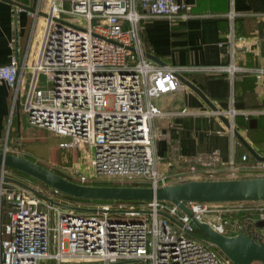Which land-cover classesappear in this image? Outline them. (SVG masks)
I'll return each instance as SVG.
<instances>
[{
  "label": "built area",
  "instance_id": "2783aa9c",
  "mask_svg": "<svg viewBox=\"0 0 264 264\" xmlns=\"http://www.w3.org/2000/svg\"><path fill=\"white\" fill-rule=\"evenodd\" d=\"M147 14L189 16L180 0H51L30 79L25 72L29 64L20 65L16 55L0 65V80L14 89L13 103L24 94L30 125L67 137L62 145L92 148L90 174L76 172L82 182L99 174L158 187L188 178L212 179L219 171L212 166L218 159L214 155L212 160L160 168L152 122L163 111L152 98L181 88V70L233 75L243 67L233 58L229 63L193 66L156 62L147 55L141 31ZM235 15L231 11L232 38ZM225 113L232 123L238 114H250L234 106ZM231 131L234 134L233 124ZM226 168L232 174L238 171L233 159ZM245 168L264 175V160ZM13 171L0 165V264H236L193 234L198 231L194 218L227 235L245 230L255 240H264V226L258 224L264 219V200L185 201L191 214L165 199L139 204L107 201L81 212L59 197L60 190L14 177ZM244 208L253 214L245 220L231 217Z\"/></svg>",
  "mask_w": 264,
  "mask_h": 264
},
{
  "label": "crops",
  "instance_id": "0c3cea01",
  "mask_svg": "<svg viewBox=\"0 0 264 264\" xmlns=\"http://www.w3.org/2000/svg\"><path fill=\"white\" fill-rule=\"evenodd\" d=\"M180 1L187 5L186 18L147 14L141 20L146 50L159 58L152 59L158 63L193 66L229 63L233 58L243 68L233 75L226 71L184 69L179 72L181 88L152 98L163 111L152 122L160 168L165 170L169 165L199 159L212 160L214 155L218 159L212 166L219 169L214 178L262 174L245 168L259 159L232 133L223 115L228 117L225 112L232 106L249 111L248 118L240 113L230 123L264 155V72L260 71L264 68V0ZM50 7L51 0H0V65L9 63L16 55L20 65L29 64L26 80L30 79V68L40 54ZM231 11L237 17L234 25H239L233 38ZM182 78L197 86L224 114H215L214 107ZM13 90L0 80V151L35 157L32 148L22 144L35 139L31 129L38 131L39 127L28 123L21 99L13 103ZM184 108L188 111L183 112ZM245 154L247 159H243ZM231 159L238 168L236 174L226 168ZM77 170L84 168L79 166ZM4 220L8 216L4 215Z\"/></svg>",
  "mask_w": 264,
  "mask_h": 264
},
{
  "label": "water",
  "instance_id": "95a60500",
  "mask_svg": "<svg viewBox=\"0 0 264 264\" xmlns=\"http://www.w3.org/2000/svg\"><path fill=\"white\" fill-rule=\"evenodd\" d=\"M150 58H159L147 52ZM180 77V76H179ZM186 83L197 90L213 107L206 95L186 78ZM227 124L228 117L223 115ZM234 133L247 146L250 152L259 160H264L255 148L234 128ZM0 165L9 166L36 177L49 186L64 193L90 199L116 200H150L165 199L182 205L185 201H251L264 200V175H252L234 178H188L168 182L154 187L152 185H98L73 181L50 168H47L22 154L0 151ZM51 201H54L50 198ZM182 207V206H181ZM95 210L97 208H87ZM191 214L188 208H185ZM195 228L202 234L193 232L197 237L206 239L216 245L236 264H254L260 261L264 264V240H255L247 231L242 230L235 235H227L216 230L210 223L194 218Z\"/></svg>",
  "mask_w": 264,
  "mask_h": 264
},
{
  "label": "rangeland",
  "instance_id": "374dc122",
  "mask_svg": "<svg viewBox=\"0 0 264 264\" xmlns=\"http://www.w3.org/2000/svg\"><path fill=\"white\" fill-rule=\"evenodd\" d=\"M74 19L76 20L77 17H74ZM21 99V102L22 104L24 103V94L21 95L20 97ZM155 100V99H154ZM38 131L36 130H32L31 129V134L32 136H35V140H39L38 137H36V135H38L41 139V142L44 144L43 145V160L40 162L41 165H45V167H49L50 169H64L63 172H66V173H69V172H77V169L79 166H82L84 168V172L87 173V174H90L91 172V167H90V159H91V150L92 148L88 145V148L86 149H81L79 148L78 146H76V148L73 150L74 153L72 154V158H70V162L67 164L66 162H63V161H58L56 160L57 159V156H58V144H59V141L62 139L60 138L59 136H57V134L49 131V130H46V129H41L40 127L37 128ZM36 131V132H35ZM38 133V134H37ZM25 147H31L32 149H30L34 154L35 156H38L39 152L41 151V147L38 146V142H35L34 139L32 141V143H24L23 144ZM25 148H23L24 150ZM82 156V160L80 159V157ZM40 157V156H39ZM49 159H53L51 161H49ZM48 162H47V161ZM43 163V164H42ZM74 165V166H73ZM72 168H67V167H71ZM8 168H11L9 166H7ZM14 170H18V169H15ZM255 172V171H253ZM12 175L14 177H18V178H21L20 177V174H18L16 171H13ZM234 178V177H233ZM98 179H101V180H111V179H119L117 177L113 178V177H108V176H105V175H99L98 174ZM121 179V178H120ZM39 180V179H38ZM37 182V181H36ZM42 182V181H41ZM39 182V183H41ZM44 183V182H43ZM43 183H41L43 185ZM46 186H49L48 184L45 183ZM61 193H64L62 191H60ZM68 200V199H67ZM68 204L72 205V206H77V207H80L82 206L81 204H77V202H71V200H68ZM94 206H96L94 204ZM94 206H89L88 208H91V207H94ZM184 209L187 208L186 204L185 203H182L181 205ZM81 212H89V209H85V208H82L81 210H79ZM8 210L7 208L4 209V215L7 216L8 214ZM111 217H120V218H123V219H131V218H139V217H129V216H126L124 214H120V215H115L113 213L110 214ZM258 224L261 225V226H264V219H259L258 220ZM198 233L202 234L203 231L201 229H198L197 231ZM74 264H79V263H74ZM254 264H262L260 261H254Z\"/></svg>",
  "mask_w": 264,
  "mask_h": 264
},
{
  "label": "trees",
  "instance_id": "16d2710c",
  "mask_svg": "<svg viewBox=\"0 0 264 264\" xmlns=\"http://www.w3.org/2000/svg\"><path fill=\"white\" fill-rule=\"evenodd\" d=\"M236 18L235 17V22H236ZM238 23L235 24V30L238 31ZM41 129H46V128H43L41 127ZM48 130V129H46ZM59 136V135H58ZM60 138H62L60 141H59V144H58V156H57V159L56 160H60V161H63V162H66L67 164L70 162V158H72V154L74 153V149L76 148L75 146H65V145H62V143L66 142L68 140L67 137H63V136H59ZM39 140H35V142H38V146H41L43 145V143L41 142V139L42 138H38ZM33 141V140H32ZM32 141H29L27 140L25 143H32ZM39 156H26L28 157L29 159L37 162L40 164V162L43 160V150L41 148V151L39 152ZM53 159H49V161H51ZM47 161V160H46ZM55 161V160H53ZM255 161H258L257 159H255ZM48 162V161H47ZM43 164V163H42ZM45 166V165H44ZM47 167V166H46ZM49 168V167H47ZM14 170V169H13ZM53 171L73 180V181H76V182H79V183H87V184H98V185H149V183L147 182H136V181H132V180H129V179H111V180H101V179H98V178H89L87 181L85 182H82L81 179H80V175L78 173H73V174H68L66 172H63L64 169H52ZM16 171L18 174H20V177H22V179H25V178H31L33 181H37V182H41V180H38L36 177L34 176H31L30 174L26 173V172H23L21 170H14ZM252 171H260V170H252ZM219 173H217L218 175ZM228 172L225 173V175H227ZM216 175V176H217ZM225 175H223V177H226ZM249 176H252V175H249ZM243 177V176H242ZM203 178H206V177H203ZM43 183V182H41ZM43 185H45V183H43ZM62 196L68 200H71V202L75 201L77 202V204H81L82 206H80L79 208H88L89 206H94L97 205V204H101V203H104V202H107V201H125V202H128V203H134V204H139L145 200H116V199H90V198H81V197H76V196H73V195H70V194H67V193H62ZM233 202H238V201H233ZM253 212L252 211H249V209L247 208H244L242 210H240L239 212L237 213H233L231 214V217H239L241 218L242 220H245L247 216H250L252 215ZM215 249L219 250L220 252H222L216 245H213Z\"/></svg>",
  "mask_w": 264,
  "mask_h": 264
}]
</instances>
